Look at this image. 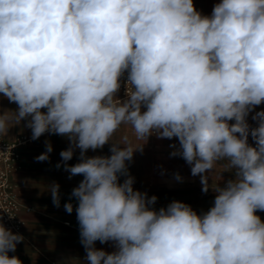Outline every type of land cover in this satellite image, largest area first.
<instances>
[{"label":"clouds","instance_id":"1","mask_svg":"<svg viewBox=\"0 0 264 264\" xmlns=\"http://www.w3.org/2000/svg\"><path fill=\"white\" fill-rule=\"evenodd\" d=\"M262 105L264 0H216L210 14L195 0H0V137L22 125L32 141L67 140L55 167L82 177L63 208L86 264H264ZM122 126L143 143L114 140ZM153 136L214 192L207 211L157 208L134 187L129 166ZM44 146L36 162H50ZM219 161L231 174L210 188ZM48 193L60 208V184ZM4 214L0 264H23Z\"/></svg>","mask_w":264,"mask_h":264},{"label":"crops","instance_id":"2","mask_svg":"<svg viewBox=\"0 0 264 264\" xmlns=\"http://www.w3.org/2000/svg\"><path fill=\"white\" fill-rule=\"evenodd\" d=\"M18 127L19 130H17ZM12 130L14 137L4 136L5 141L15 142L17 137L31 136L30 130L23 129L22 125L14 126ZM125 132L134 145L143 143L135 139L130 126H122L114 140H119ZM45 139H50L53 144L54 150L50 154V162H36L34 158L45 151ZM173 142L166 139L160 140L153 136L144 147L143 153L135 154L129 166L131 174L135 177L134 187L140 191H147L149 196L156 195L158 198H165V196L151 192V186L174 188L198 213L207 211L213 204L215 194L211 190L207 194L201 191L199 177L190 175V168L183 159L170 158L169 153L172 149L169 144ZM67 146L65 138L45 134L39 140L32 141L20 149L22 169L14 174L13 182L18 185L19 200L31 210L30 212L24 210L21 213L25 221L23 231L25 241L17 246L15 253H10V255L19 256L23 264H86L85 251L79 242V227L75 212L69 215L63 208L72 188L82 177L68 179L67 172L55 167L61 160L60 151ZM78 154L77 152V156ZM96 154H108V146H105L102 153H88V155ZM76 162L74 157L69 163ZM224 164L226 163L220 161L217 163L215 173L210 176V188L222 184L223 179L231 174L230 172L225 173ZM177 172L184 177L182 183L174 179L173 174ZM52 182L60 184V208L53 206L48 193V185ZM96 246L104 247L108 251L113 250L109 245H100L99 242Z\"/></svg>","mask_w":264,"mask_h":264},{"label":"built area","instance_id":"3","mask_svg":"<svg viewBox=\"0 0 264 264\" xmlns=\"http://www.w3.org/2000/svg\"><path fill=\"white\" fill-rule=\"evenodd\" d=\"M25 142L20 140L7 142L0 137V211L5 212L6 227L22 234L25 221L21 213L24 210L30 212L31 209L25 207L19 200L18 185L13 182V176L22 169L20 148ZM6 213L14 218L9 219Z\"/></svg>","mask_w":264,"mask_h":264},{"label":"rangeland","instance_id":"4","mask_svg":"<svg viewBox=\"0 0 264 264\" xmlns=\"http://www.w3.org/2000/svg\"><path fill=\"white\" fill-rule=\"evenodd\" d=\"M195 2H196V6L199 10H201L204 14H210L212 7H213V4L216 2V0H195ZM120 95L121 96L124 95V89L123 88L121 89ZM4 106L7 108H15L16 107L15 105L8 104L7 101H4ZM261 107H264V105H262ZM250 123H251V120H250ZM17 130H19V127L17 128ZM6 137H9V138L14 137L13 130H11L6 135ZM23 141H26V142L24 145L21 146V148L25 145L27 146V144L32 142L30 137H28L27 139H24ZM20 157L22 160L21 151H20ZM220 162L227 163V161H220ZM151 192H155L157 194L165 196V198H158V201L156 204L157 208L162 207V206H166L168 203H170L173 200H179V201H183V202L187 203L186 200L183 199V197L181 196L179 191L175 190L174 188L163 187L160 185H153V186H151ZM170 192H172V194H169ZM261 215H262V218H264V214H261Z\"/></svg>","mask_w":264,"mask_h":264},{"label":"bare ground","instance_id":"5","mask_svg":"<svg viewBox=\"0 0 264 264\" xmlns=\"http://www.w3.org/2000/svg\"><path fill=\"white\" fill-rule=\"evenodd\" d=\"M4 138V137H3ZM28 137H26V136H20V137H17L16 139H15V141H18V140H20V141H23L24 139H27Z\"/></svg>","mask_w":264,"mask_h":264}]
</instances>
